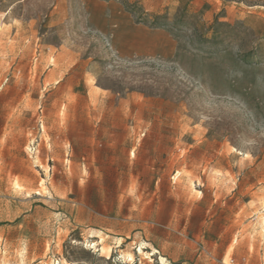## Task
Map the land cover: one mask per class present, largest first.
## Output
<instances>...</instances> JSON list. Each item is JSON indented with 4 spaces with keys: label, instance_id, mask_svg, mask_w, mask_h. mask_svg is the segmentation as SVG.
<instances>
[{
    "label": "rangeland",
    "instance_id": "rangeland-1",
    "mask_svg": "<svg viewBox=\"0 0 264 264\" xmlns=\"http://www.w3.org/2000/svg\"><path fill=\"white\" fill-rule=\"evenodd\" d=\"M264 0H0V264H264Z\"/></svg>",
    "mask_w": 264,
    "mask_h": 264
},
{
    "label": "bare ground",
    "instance_id": "bare-ground-1",
    "mask_svg": "<svg viewBox=\"0 0 264 264\" xmlns=\"http://www.w3.org/2000/svg\"><path fill=\"white\" fill-rule=\"evenodd\" d=\"M264 223V222H263Z\"/></svg>",
    "mask_w": 264,
    "mask_h": 264
}]
</instances>
